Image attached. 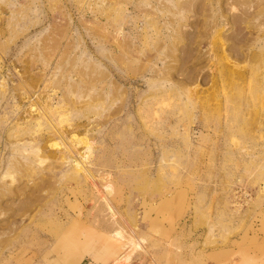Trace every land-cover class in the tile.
I'll return each instance as SVG.
<instances>
[{
  "label": "rangeland",
  "instance_id": "obj_1",
  "mask_svg": "<svg viewBox=\"0 0 264 264\" xmlns=\"http://www.w3.org/2000/svg\"><path fill=\"white\" fill-rule=\"evenodd\" d=\"M0 264H264V0H0Z\"/></svg>",
  "mask_w": 264,
  "mask_h": 264
},
{
  "label": "bare ground",
  "instance_id": "obj_2",
  "mask_svg": "<svg viewBox=\"0 0 264 264\" xmlns=\"http://www.w3.org/2000/svg\"><path fill=\"white\" fill-rule=\"evenodd\" d=\"M89 149H90V148H89ZM64 156H65V155H64ZM72 161H73V160H72ZM74 165H75L76 167H80V164H79L78 162L75 163ZM75 169H76V168H75ZM78 171H79V170H78ZM78 171H77V172H78ZM79 172H80V171H79ZM76 175H78V174L76 173ZM91 177H92V176H91Z\"/></svg>",
  "mask_w": 264,
  "mask_h": 264
}]
</instances>
